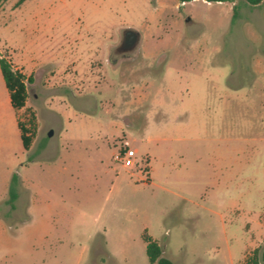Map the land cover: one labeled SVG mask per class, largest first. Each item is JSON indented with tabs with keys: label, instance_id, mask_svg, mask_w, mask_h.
<instances>
[{
	"label": "rangeland",
	"instance_id": "rangeland-1",
	"mask_svg": "<svg viewBox=\"0 0 264 264\" xmlns=\"http://www.w3.org/2000/svg\"><path fill=\"white\" fill-rule=\"evenodd\" d=\"M19 1L0 0V55L28 89L17 111L0 70V264H151L145 231L174 264H250L264 2Z\"/></svg>",
	"mask_w": 264,
	"mask_h": 264
},
{
	"label": "trees",
	"instance_id": "trees-1",
	"mask_svg": "<svg viewBox=\"0 0 264 264\" xmlns=\"http://www.w3.org/2000/svg\"><path fill=\"white\" fill-rule=\"evenodd\" d=\"M26 0H20L18 3L21 4ZM182 2L190 0H180ZM209 2H223V1H234V0H207ZM252 5H258L264 0H247ZM236 7H234V12ZM0 70L3 75L6 87L9 91L11 104L18 111L26 105L28 98V89L26 83V75L19 70L14 69L13 64L5 56L0 55ZM29 81L32 77L28 78ZM18 126L21 130V136L23 140V145L26 150H29L32 143L33 132L24 123L19 120ZM16 175L13 176V181L11 183V198L10 202L12 206H15V201L18 198V192L16 191ZM143 238L146 242V252L151 264H174V262L167 256L164 255L162 245L153 238L147 231L143 234ZM250 264H261L264 262V246L262 250L256 249L254 254L249 258Z\"/></svg>",
	"mask_w": 264,
	"mask_h": 264
},
{
	"label": "water",
	"instance_id": "water-1",
	"mask_svg": "<svg viewBox=\"0 0 264 264\" xmlns=\"http://www.w3.org/2000/svg\"><path fill=\"white\" fill-rule=\"evenodd\" d=\"M140 37L141 35L138 31L132 28L126 29L123 34V42L121 48L125 51L133 50L139 44Z\"/></svg>",
	"mask_w": 264,
	"mask_h": 264
},
{
	"label": "crops",
	"instance_id": "crops-1",
	"mask_svg": "<svg viewBox=\"0 0 264 264\" xmlns=\"http://www.w3.org/2000/svg\"><path fill=\"white\" fill-rule=\"evenodd\" d=\"M2 77H3V75H2ZM4 79V78H3ZM10 96V95H9ZM10 102H11V99H10Z\"/></svg>",
	"mask_w": 264,
	"mask_h": 264
},
{
	"label": "flooded vegetation",
	"instance_id": "flooded-vegetation-1",
	"mask_svg": "<svg viewBox=\"0 0 264 264\" xmlns=\"http://www.w3.org/2000/svg\"><path fill=\"white\" fill-rule=\"evenodd\" d=\"M121 50H123L121 47H120ZM125 51V50H124Z\"/></svg>",
	"mask_w": 264,
	"mask_h": 264
}]
</instances>
